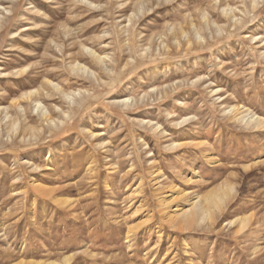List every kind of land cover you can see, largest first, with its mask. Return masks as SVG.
<instances>
[{"label": "rangeland", "instance_id": "374dc122", "mask_svg": "<svg viewBox=\"0 0 264 264\" xmlns=\"http://www.w3.org/2000/svg\"><path fill=\"white\" fill-rule=\"evenodd\" d=\"M0 19V264H264V128L232 110L264 121V0H4ZM209 195L214 221L182 227Z\"/></svg>", "mask_w": 264, "mask_h": 264}, {"label": "bare ground", "instance_id": "6f19581e", "mask_svg": "<svg viewBox=\"0 0 264 264\" xmlns=\"http://www.w3.org/2000/svg\"><path fill=\"white\" fill-rule=\"evenodd\" d=\"M3 2H4V0H0V5H2L3 4ZM4 10H6V11H8V12H10V13H13V10H7L6 8H3ZM149 11V10H148ZM226 14V13H225ZM14 16V15H13ZM12 16V17H13ZM12 17H9V18H7L6 19V21H9V20H11L12 19ZM34 26V25H33ZM206 27V26H205ZM4 28H7V26H5L4 25V23L3 22H1V19H0V31L2 32V30L4 29ZM185 28V27H184ZM38 28H29V29H26V30H30V31H34V30H37ZM214 29V28H213ZM29 31V32H30ZM24 32V31H23ZM173 32V31H172ZM220 34V33H219ZM204 39V38H203ZM191 45H193V44H191ZM199 45V44H198ZM90 51V50H89ZM88 51V52H89ZM90 53V52H89ZM93 55H95L93 52H91ZM83 54V53H82ZM85 55V54H84ZM34 56V55H33ZM95 56H97V55H95ZM29 57H31L30 55H29ZM32 58V57H31ZM93 58V57H92ZM97 59H99L100 60V57H97ZM79 65V64H78ZM78 65L77 66H75V67H73V70H74V68H77L78 67ZM30 67V66H29ZM78 68H81V70L83 69L82 67H78ZM75 70H77V69H75ZM27 71H28V69L27 68H24V69H21V70H18L15 74H17V75H24L25 73H27ZM33 71V70H32ZM53 83L52 82H48V85L50 86V85H52ZM53 87H54V89L55 90H58V88H57V86L56 85H53ZM61 91V90H60ZM35 93H38L37 91H35ZM32 95H33V92H29V93H25V94H23L22 95V97L23 98H27L28 100L30 99V98H32ZM73 95V94H72ZM65 99V98H64ZM232 110L235 112V115H234V119L237 121V122H244L246 125H248V126H252V127H256V128H264V121L262 120V119H260V118H255V116H250L249 114H246V112H242V111H239V109L237 108V107H233L232 108ZM46 112V111H45ZM45 115H46V113H45ZM45 115H44V117H45ZM222 193L221 194H219L218 196H217V200H219L220 201V203H222V204H220V205H223V198H222ZM214 196H212V195H209L207 198H208V200H207V203H205V204H207V205H202V204H199V205H197V202L191 207V208H189V209H182L180 212L182 213L181 215L179 214V215H176V217L178 216V218L179 219H181V222L183 223L181 226L182 227H186V228H189V227H192L191 225H193L194 223H197V220H199V219H201V220H199V221H204L205 220V222L207 221V219H209V221L211 222V221H214V219H213V217H215L214 216V213L215 212H213V210L215 209V207L216 208H218V212H221L222 210H220V209H222L220 206H218V204H217V202L215 201L216 199H214L213 198ZM225 202V201H224ZM214 204L216 205L214 208H212L213 206H214ZM213 205V206H212ZM208 208H209V210H208ZM213 210H212V209ZM175 218V217H174ZM171 219V218H170ZM246 219V218H245ZM174 220V219H173ZM247 220V219H246ZM246 220H242V218L240 219V220H238V221H240L241 222V227L240 228H244V226H246L245 224L246 223H248ZM249 220H250V218H249ZM248 220V221H249ZM198 221V222H199ZM235 222H237V221H235ZM175 223V222H174ZM201 223V222H200ZM199 223V224H200ZM208 223V222H207ZM214 223V222H213ZM212 223V224H213ZM211 224V223H210ZM234 224V223H233ZM237 224V223H236ZM197 225V224H196ZM240 225V224H239ZM249 225V224H248ZM195 226V225H194ZM242 228V230L244 231L245 229H243ZM239 231V230H238ZM241 233V232H240ZM70 261V258H68V257H66V258H64L63 260H62V263L60 262V263H58V262H28V263H25V262H21V263H18V264H68V262Z\"/></svg>", "mask_w": 264, "mask_h": 264}]
</instances>
